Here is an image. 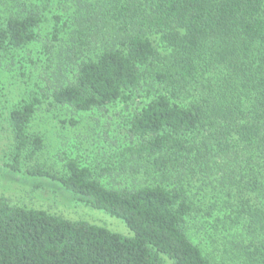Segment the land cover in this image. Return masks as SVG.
<instances>
[{
  "label": "trees",
  "instance_id": "16d2710c",
  "mask_svg": "<svg viewBox=\"0 0 264 264\" xmlns=\"http://www.w3.org/2000/svg\"><path fill=\"white\" fill-rule=\"evenodd\" d=\"M42 1L0 18V54L41 40ZM58 1L73 15L53 14L44 51L69 34L70 74L10 110L0 170L56 184L131 235L2 198L0 264H264V0ZM144 81L158 90L130 108ZM45 100L120 115L121 131L100 118L88 146L78 134L42 165L30 124Z\"/></svg>",
  "mask_w": 264,
  "mask_h": 264
},
{
  "label": "rangeland",
  "instance_id": "374dc122",
  "mask_svg": "<svg viewBox=\"0 0 264 264\" xmlns=\"http://www.w3.org/2000/svg\"><path fill=\"white\" fill-rule=\"evenodd\" d=\"M40 3V8L44 13V23L40 28L41 40L23 49L10 51L5 56L0 54V165L6 160L7 151L12 144V131L9 124L10 110L21 101L31 97L40 86L44 88L50 76L55 84L69 76L72 68L71 64L66 62L65 49L69 34L65 35L57 46L55 44L51 46L53 48L51 53L44 51L45 40L48 39L54 27L53 14L59 13L70 22L74 9L72 3L58 0L47 2L43 0ZM20 6L18 0H0V18L5 19L12 14L17 15L21 10ZM22 14L25 15L24 12ZM97 47L98 45H95V48ZM89 51L85 49L84 52L86 54ZM52 72L53 74L50 75ZM157 90L158 86L144 81L142 87L135 92L134 100L130 102L129 107L134 108L136 103L149 99V96ZM42 107L31 122L30 130L39 132L45 138V148L39 153L36 161L47 167L58 166L56 155L63 149H70L68 152H71L73 147L79 143L76 139L78 134L83 140H85L83 135L91 134L84 143H81L84 147L94 141L93 136L100 129L98 121L100 118L102 121L109 122V128L111 127L114 133L118 134L121 131L118 124L120 115H115V113L111 115L98 112L78 113L68 107L49 106L48 100H45ZM117 110L122 115L129 112V109H124L123 104L117 107L115 112ZM71 119H76L77 124L71 123ZM54 187L59 186L55 184ZM54 187L38 186L25 177L0 170V199L5 198L31 208H41L72 220H86L124 235H131V230L122 219L103 210L77 203L64 189ZM191 235L197 243L204 247L205 251L208 250L206 237L203 238L194 231H191ZM167 264H172L171 260L167 259Z\"/></svg>",
  "mask_w": 264,
  "mask_h": 264
}]
</instances>
